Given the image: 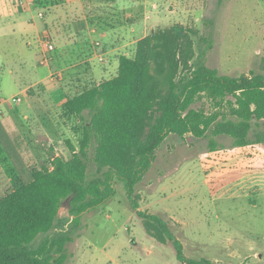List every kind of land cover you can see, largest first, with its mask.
I'll use <instances>...</instances> for the list:
<instances>
[{
  "label": "rangeland",
  "instance_id": "1",
  "mask_svg": "<svg viewBox=\"0 0 264 264\" xmlns=\"http://www.w3.org/2000/svg\"><path fill=\"white\" fill-rule=\"evenodd\" d=\"M81 1L83 6L67 10L63 15L95 19L96 15L111 12L115 21L120 17H136L134 23L141 19V26L147 21L142 32L132 34L135 38L180 23L195 31L193 61L205 50L203 63L220 74L238 76L253 71L264 75V0H134L135 7L133 0ZM131 7V16H127L129 12L123 9ZM44 20L51 26V15H46ZM42 21L36 11L33 24L40 31H48ZM50 28L52 31L39 38L33 26L26 32L0 31L3 108H20L25 100L21 91L24 88L26 97L37 99L36 93L42 92V85L54 86L66 81L64 73L58 71L61 65H54L51 59L41 64L43 38L47 40L49 35L54 49L55 45L59 46L57 29ZM3 33H9L6 40L1 37ZM122 34L124 39L125 33ZM95 35L99 45H94L101 47L100 41L106 42V37L102 32ZM28 40L30 47L25 44ZM134 48L128 45L122 52L131 56ZM99 57L101 60L95 55L100 63L108 61L104 54ZM62 94L56 90L55 101H60ZM193 107L211 111L213 102L201 97ZM25 115L28 117L15 122L31 154L29 168L47 161L50 147L65 158L71 156L64 140L69 139L77 147L78 137L73 133L75 119L64 114L61 104L52 110V128L36 120L28 107ZM3 125L0 126V188L7 190L16 186L19 179L14 180L5 170L4 160L7 162L8 157L3 146L11 129L7 123ZM263 129L260 121L253 120L249 138L254 140ZM211 138L217 143L214 150L209 147ZM88 171L89 174L95 171L91 161ZM113 186V197L81 214L80 226L66 245L68 258L64 264H182L176 259L170 241L162 243L145 231L122 183L115 180ZM134 195L139 210L155 214L167 223L170 232L181 242L186 257L207 259L211 264H264V142L235 147L227 135L182 138L169 134L156 149L154 161L136 185ZM58 217H69L67 201L62 203ZM57 230L53 228L48 234ZM42 237H37L34 244Z\"/></svg>",
  "mask_w": 264,
  "mask_h": 264
},
{
  "label": "trees",
  "instance_id": "2",
  "mask_svg": "<svg viewBox=\"0 0 264 264\" xmlns=\"http://www.w3.org/2000/svg\"><path fill=\"white\" fill-rule=\"evenodd\" d=\"M31 3L45 15L47 8L64 0ZM110 15L101 14L90 23L103 28L125 21ZM194 34L180 23L156 28L136 41L131 56L119 55L113 76L67 96L61 107L75 119L73 133L78 137L77 147L64 140L69 158L50 147L48 160L29 168L31 154L20 133L8 136L3 150L9 162L2 160L8 175L19 181L7 190L0 188V264H64L66 245L80 226L81 214L113 197L115 180L122 183L145 231L162 243L170 241L179 262L211 264L186 257L167 223L139 210L134 195L156 149L169 134L227 135L235 147L264 142V129L254 140L249 138L253 120L264 127V75L220 74L203 63L205 50L193 61ZM201 97L213 102V110L193 107ZM216 146L211 138L209 147ZM89 161L95 166L92 174ZM64 201L69 217L59 218ZM53 228L58 230L48 234ZM39 236L43 237L34 244Z\"/></svg>",
  "mask_w": 264,
  "mask_h": 264
},
{
  "label": "crops",
  "instance_id": "3",
  "mask_svg": "<svg viewBox=\"0 0 264 264\" xmlns=\"http://www.w3.org/2000/svg\"><path fill=\"white\" fill-rule=\"evenodd\" d=\"M79 6H83L81 0H64V3L46 9L47 13L43 15L42 21L44 28H48V31H52L50 27H54L55 30L57 29L55 33L58 38L57 40H59V46L56 47L55 45L54 53L51 54V62L58 67L61 65V69L58 71L64 73L66 81L54 86L42 85V92L36 93L37 99L26 97V88H24L21 91L25 94V100L20 108H3L0 100V108L2 110L0 111V113H2L0 115V126L3 127V123H7L11 129L8 135L19 130V128L17 129L15 121H21L28 117L25 115L26 107H28L30 113L36 120L42 121L45 127L52 128L53 125H51V123H53L54 118L52 116V110L54 108L62 104L67 96L82 89L86 84L91 82L98 83L102 79L113 76L117 71L113 62L116 63L118 67L119 55H127V53L122 52L123 47L130 45L133 49L136 41L147 35V33H144L140 37H133L134 35L132 34L134 32H142L147 24V21H144V25L141 26L143 23L140 21L141 19L134 23L136 17H126L125 21L119 25L113 24V26L98 28L96 25L90 23V20L93 19L92 17L84 16V18H78L75 15H63V13H67V10L78 8ZM135 6L136 3L133 0L132 7ZM132 7L130 9H123V11L126 10L129 12L127 16H131ZM41 10L42 8L35 6L30 1L26 0H0V31H6L8 29L12 32L16 30L19 32H26L30 30L31 26H33L37 33V38H39L47 30H38L36 25L33 24V17L36 11L39 12ZM46 15H51V26H49L44 20ZM97 16L99 15H96V17ZM141 17L142 16L140 15V18ZM98 32H102L106 37V42H102V40L100 41L102 44L101 47H96L94 45L96 41H99L98 38H95V34ZM122 32L125 33L124 39L123 36H121L123 35ZM127 34H129L128 40ZM8 35L9 33H3L1 34V37L6 40ZM22 36L23 34L21 33L19 37L22 38ZM14 40L16 42L18 41V38H15ZM25 44L28 47L31 46L29 40L25 41ZM97 53L104 54L106 59L108 58V61L102 63L98 62L95 59ZM21 63L23 64V61ZM2 65H4V63ZM50 74L51 72L49 75ZM67 81L69 83H67ZM56 90H61L63 93L62 96H60L62 97L60 101H55V98H53V93ZM25 101H27L30 107L25 105ZM48 121L49 123L45 125L44 122ZM49 133L50 135H54L53 130H51V132L49 130Z\"/></svg>",
  "mask_w": 264,
  "mask_h": 264
},
{
  "label": "built area",
  "instance_id": "4",
  "mask_svg": "<svg viewBox=\"0 0 264 264\" xmlns=\"http://www.w3.org/2000/svg\"><path fill=\"white\" fill-rule=\"evenodd\" d=\"M26 1H30L31 2L32 0H26ZM38 15H39L40 18H43V13L41 11L38 12ZM47 38L48 39L46 40L45 37H44L43 38L44 41H42V42H44V44L42 43L44 54H43V58H42V61H41L42 63L41 64H43L44 61H47V62L50 61V59H51V51L54 49V46H53V44H52V42H51V40L49 38V35H48ZM95 44L98 46L99 42H96ZM99 56H100V54L97 53L98 59L101 60V58Z\"/></svg>",
  "mask_w": 264,
  "mask_h": 264
}]
</instances>
